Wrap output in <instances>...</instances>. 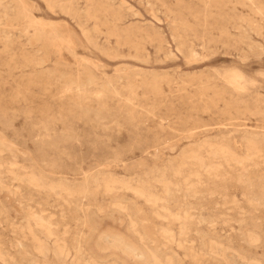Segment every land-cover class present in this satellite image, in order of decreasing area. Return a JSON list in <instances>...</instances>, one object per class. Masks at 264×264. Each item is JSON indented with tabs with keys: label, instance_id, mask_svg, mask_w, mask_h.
I'll use <instances>...</instances> for the list:
<instances>
[{
	"label": "rangeland",
	"instance_id": "1",
	"mask_svg": "<svg viewBox=\"0 0 264 264\" xmlns=\"http://www.w3.org/2000/svg\"><path fill=\"white\" fill-rule=\"evenodd\" d=\"M0 167V264H264V0H0Z\"/></svg>",
	"mask_w": 264,
	"mask_h": 264
},
{
	"label": "bare ground",
	"instance_id": "2",
	"mask_svg": "<svg viewBox=\"0 0 264 264\" xmlns=\"http://www.w3.org/2000/svg\"><path fill=\"white\" fill-rule=\"evenodd\" d=\"M193 156L197 157L198 154L193 153ZM108 184L106 183L105 185L108 186ZM127 230L129 233H125L121 229L114 227L101 228L99 222L93 218V225L90 227V232L88 236L83 241L82 236H80L79 240L77 241V245L74 247L75 252L76 254H79L81 257H83L82 255L85 253V247L87 255L90 259L89 261L92 264H170V259L162 260V258L158 256V254L147 245L145 238L139 231H137L133 222H131V224L127 226ZM69 251V247L65 242H59L57 244L56 252L59 255L67 256L69 254Z\"/></svg>",
	"mask_w": 264,
	"mask_h": 264
}]
</instances>
